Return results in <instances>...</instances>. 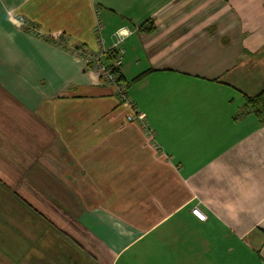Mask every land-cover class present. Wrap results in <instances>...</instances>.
Masks as SVG:
<instances>
[{
	"label": "crops",
	"instance_id": "0c3cea01",
	"mask_svg": "<svg viewBox=\"0 0 264 264\" xmlns=\"http://www.w3.org/2000/svg\"><path fill=\"white\" fill-rule=\"evenodd\" d=\"M262 91L264 0H0V264H264Z\"/></svg>",
	"mask_w": 264,
	"mask_h": 264
},
{
	"label": "built area",
	"instance_id": "2783aa9c",
	"mask_svg": "<svg viewBox=\"0 0 264 264\" xmlns=\"http://www.w3.org/2000/svg\"><path fill=\"white\" fill-rule=\"evenodd\" d=\"M102 27H103V24L99 21L97 28H96L97 34H100ZM121 37H122L121 35H118V40L110 48H107L104 45V41H103L102 37H99L100 38V44H101L100 50L91 51V50H85V49H83V50L82 49L81 50L75 49L74 51L76 53L82 55L86 59L88 67L97 70L100 73L103 81L107 84L113 85L115 87L118 95L121 97V99L127 105H130V102L127 100V97H126V84L118 81V74L112 72L111 68L108 65L109 63L106 59L108 51L112 48H117L119 50V56L114 61V65L115 66H121L123 53H124V50L122 48H120V46H119L121 41H122ZM136 117L138 119H140V121L145 124V127L147 128V130H149L147 121L142 117L141 113H136ZM193 212L195 214H197L201 219L205 218V215L201 214L198 209H194Z\"/></svg>",
	"mask_w": 264,
	"mask_h": 264
},
{
	"label": "trees",
	"instance_id": "16d2710c",
	"mask_svg": "<svg viewBox=\"0 0 264 264\" xmlns=\"http://www.w3.org/2000/svg\"><path fill=\"white\" fill-rule=\"evenodd\" d=\"M154 20L151 18L149 20H147L144 24H142L141 26H139V30H147V31H151L154 29ZM56 37L54 35H51L50 37H47L48 40L53 41V39H56ZM76 50H88L85 46L83 45H78L75 47ZM119 56V50L117 48H112L108 51L107 53V61H108V65L111 68L112 72L118 74V81L119 82H123L126 84V80L124 75L121 73V66H115L114 65V61L118 58ZM143 75H139L138 77H136L135 79H133L132 82L142 78ZM247 107L255 112V114L260 118L261 121L264 122V91H262L260 94H258L257 96L254 97H249L247 99Z\"/></svg>",
	"mask_w": 264,
	"mask_h": 264
},
{
	"label": "rangeland",
	"instance_id": "374dc122",
	"mask_svg": "<svg viewBox=\"0 0 264 264\" xmlns=\"http://www.w3.org/2000/svg\"><path fill=\"white\" fill-rule=\"evenodd\" d=\"M148 128H149V127H148ZM149 132H152L150 128H149Z\"/></svg>",
	"mask_w": 264,
	"mask_h": 264
}]
</instances>
